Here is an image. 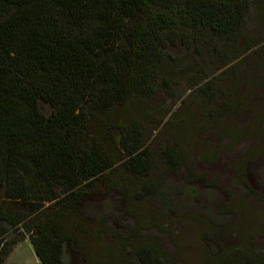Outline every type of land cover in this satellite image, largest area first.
I'll return each mask as SVG.
<instances>
[{"label":"trees","instance_id":"1","mask_svg":"<svg viewBox=\"0 0 264 264\" xmlns=\"http://www.w3.org/2000/svg\"><path fill=\"white\" fill-rule=\"evenodd\" d=\"M252 2L0 0V264L24 239L40 264H68V218L123 241L114 199L101 214L87 206L120 159L136 175L149 167L135 122L114 112L151 96L167 47L234 38ZM113 129L118 158L102 146ZM158 181L142 186L148 201ZM141 249L137 262L165 264Z\"/></svg>","mask_w":264,"mask_h":264},{"label":"rangeland","instance_id":"2","mask_svg":"<svg viewBox=\"0 0 264 264\" xmlns=\"http://www.w3.org/2000/svg\"><path fill=\"white\" fill-rule=\"evenodd\" d=\"M158 74L149 98L114 112L141 133L145 175L120 159L87 202L101 214L114 199L124 239L68 218L77 245L65 247L67 263L142 264L133 251L143 248L165 264H264V0H253L234 38L167 47ZM116 132L102 143L114 158ZM158 179L148 201L141 188ZM6 264L40 262L24 239Z\"/></svg>","mask_w":264,"mask_h":264}]
</instances>
